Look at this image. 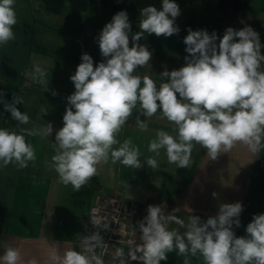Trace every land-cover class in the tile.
<instances>
[{
  "label": "clouds",
  "instance_id": "9594fccd",
  "mask_svg": "<svg viewBox=\"0 0 264 264\" xmlns=\"http://www.w3.org/2000/svg\"><path fill=\"white\" fill-rule=\"evenodd\" d=\"M14 4L15 0H0V45L15 38ZM180 14L174 0H162L160 9L153 5L142 8L140 31L131 36L130 47L128 13L119 11L98 38L105 60L94 66L93 58L82 54L81 63L70 76L75 91L66 98L63 126L55 133L56 154L50 167L62 184L79 191L97 174V166L110 158L113 163L134 169L143 166L140 149L133 146L131 139L122 143L117 140L138 105L142 116L151 118L159 112L175 126L176 135L158 130L148 151L158 157L163 149L168 163L178 168L189 166L196 144L206 149L211 159L230 152L237 144L247 146L253 154L264 147V46L251 26L239 30L228 27L222 38L216 32L189 28L183 39L188 53L185 65L163 71L160 77L166 82L158 87L151 76L134 74L138 67L148 66L152 57L147 46L138 43L144 34L166 38L178 34L175 20ZM46 75L34 66L30 78L42 85ZM4 108L20 125L29 124V116L19 110L15 101L5 103ZM41 111L47 114L46 109ZM136 123L140 130H148L146 121L137 117ZM52 132L51 123L40 128H21L19 132L0 128V162L5 167L15 163L26 168L36 160L26 136L49 137ZM117 144L119 147H114ZM155 157L145 161L151 169L159 166ZM212 195L215 198L218 194ZM242 212L240 202L225 203L219 206L216 216L202 222L200 217L191 215L185 225L175 215H165L160 206L149 205L147 215L138 223L142 243L129 240L127 254L116 248L112 264H129L130 260L160 264L173 250L185 257L184 264H190L188 257L197 253L203 264H264V214L254 215L246 226L247 235L237 237L233 226H241ZM91 219L99 226L95 216ZM170 222L187 230L183 235L169 230ZM103 244L102 236L95 232L82 237L80 251L68 248L61 254L58 245H50L48 258L51 264H105L96 253ZM22 260L21 251L11 246H5L0 256V264H21ZM28 264L38 261L33 258Z\"/></svg>",
  "mask_w": 264,
  "mask_h": 264
},
{
  "label": "crops",
  "instance_id": "0c3cea01",
  "mask_svg": "<svg viewBox=\"0 0 264 264\" xmlns=\"http://www.w3.org/2000/svg\"><path fill=\"white\" fill-rule=\"evenodd\" d=\"M217 10L211 15L217 28H206L209 34L216 32L222 38L228 27L239 30L251 26L264 46V12L260 7L252 9L250 6L239 11ZM261 52L264 54V47ZM174 53L161 55L160 58H152V55L148 66L138 67L140 76H151L159 87L160 83L166 82L160 77L163 71L178 70L185 65L184 58L188 53L183 52L182 56L179 51L177 56ZM27 85L29 95L39 93L42 96L45 103L42 107L48 109L47 114L43 113L41 119L28 113L30 122L27 125H20L11 117L4 127L19 132L21 128H40L51 123L53 132L49 137L26 136L36 153V160L29 162L26 168H19L15 163L5 167L0 162V256L5 246H11L21 251V264H28L33 258L38 264H51L48 258L50 245H58L62 254L64 250L74 248V243L91 231L86 215L97 194L113 195L127 202L137 225L136 244L142 243L138 223L147 215L149 205L160 206L165 215H175L187 225L191 215L200 217L204 222L217 215L221 204L240 202L243 206L239 217L241 226H233L237 237L247 235L246 226L254 215L264 214V147L258 154H253L247 146L237 144L230 152L211 159L207 150L196 144L189 166L178 168L176 164L168 163L163 149L158 157L148 151V144L158 130L176 135L175 126L163 119L159 112L151 118L142 116L139 105L117 135V140L122 143L131 139L133 146L140 149L139 158L143 166L134 169L120 162L113 163L110 158L107 163L97 166V174L79 191L71 185L65 186L50 166L56 154L55 133L63 126V115L68 107L66 98L74 93L75 88L67 89L66 84L49 79H45L42 85L28 80ZM14 101L17 103L16 96ZM137 117L147 122V131L129 128ZM114 147H119V144ZM149 157L158 160V168L151 169L146 164ZM213 192L218 194L217 197H213ZM167 227L181 235L187 230L172 222ZM116 248L120 246L114 248L111 263ZM128 251L129 247L124 249L125 254ZM166 255L167 259L160 264H184L185 257L178 255L177 250ZM188 259L190 264H203L199 253ZM129 264L142 262L130 260Z\"/></svg>",
  "mask_w": 264,
  "mask_h": 264
},
{
  "label": "rangeland",
  "instance_id": "374dc122",
  "mask_svg": "<svg viewBox=\"0 0 264 264\" xmlns=\"http://www.w3.org/2000/svg\"><path fill=\"white\" fill-rule=\"evenodd\" d=\"M182 1L181 14L175 20V24L180 29L178 34L166 38L145 33L138 42L145 46L149 45L147 48L152 53V58L172 55L174 52V56H177L178 51L182 56L183 52H186L183 39L188 34L189 28L193 31L205 30L208 27L217 28L213 25V16H211L212 12L217 10L214 7L215 0ZM40 4L41 0H15L17 19L16 25L13 26L15 38L5 45H0V93L3 94L0 98L2 100L0 128H9L4 127V123L11 118V115L5 111L4 105L13 103L14 96L17 97L16 106L22 113L27 115L32 113V116L43 118L41 110L44 109L42 106L45 103L42 96L39 93L29 95L28 91L27 81L31 80L30 74L34 66H39L47 73L44 79L66 84L65 88L74 90L70 76L81 63L82 54H89L93 58L94 66L105 60L98 45L99 35L103 27L111 22L112 17L122 11L105 7L102 0H88L87 8L83 11L75 10L69 2H65L59 13L48 12ZM260 5L261 0H251L252 9ZM123 11L128 13L131 24L129 33L131 47V36L140 31L138 27L140 12ZM172 49L174 52L171 51ZM140 73L137 68L134 74L140 75ZM61 79L66 82H62ZM129 128H139L135 119ZM136 240L137 235L134 242ZM118 246L123 250L129 247L128 244L115 242L111 245L110 259L114 248Z\"/></svg>",
  "mask_w": 264,
  "mask_h": 264
},
{
  "label": "built area",
  "instance_id": "2783aa9c",
  "mask_svg": "<svg viewBox=\"0 0 264 264\" xmlns=\"http://www.w3.org/2000/svg\"><path fill=\"white\" fill-rule=\"evenodd\" d=\"M93 216L99 221V226L93 224ZM86 221L92 227L86 236L99 232L103 238L104 244L96 249V253L102 256L105 264H111V245L115 242L128 244L129 240L135 239L137 225L132 210L127 202L113 195L97 194L86 215ZM105 225L107 228H104ZM80 241L74 243L77 251H80Z\"/></svg>",
  "mask_w": 264,
  "mask_h": 264
},
{
  "label": "trees",
  "instance_id": "16d2710c",
  "mask_svg": "<svg viewBox=\"0 0 264 264\" xmlns=\"http://www.w3.org/2000/svg\"><path fill=\"white\" fill-rule=\"evenodd\" d=\"M65 2H69L75 10L83 11L87 8L88 0H41L40 6L48 12L59 13ZM181 9L182 0H174ZM102 4L113 10H130L141 12V9L153 5L160 9L162 0H102ZM215 6L219 10H244L251 6V0H216ZM260 10L264 12V0H261Z\"/></svg>",
  "mask_w": 264,
  "mask_h": 264
}]
</instances>
